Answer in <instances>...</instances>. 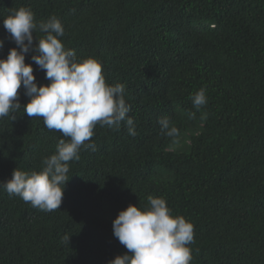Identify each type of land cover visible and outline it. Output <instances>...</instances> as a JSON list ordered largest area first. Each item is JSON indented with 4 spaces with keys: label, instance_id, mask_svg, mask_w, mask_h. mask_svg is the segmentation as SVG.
<instances>
[{
    "label": "trees",
    "instance_id": "trees-1",
    "mask_svg": "<svg viewBox=\"0 0 264 264\" xmlns=\"http://www.w3.org/2000/svg\"><path fill=\"white\" fill-rule=\"evenodd\" d=\"M21 6L37 23L56 16L65 48L125 85L137 134L125 122L97 125L95 150L69 162L55 211L0 187V264H108L127 252L113 220L149 195L193 224L190 264H264V0H0V58L17 47L3 19ZM34 54L25 63L47 84ZM200 88L208 102L197 111L191 95ZM18 91L21 109L0 118V183L16 167L42 170L66 139L23 113L29 98ZM165 116L179 146L161 131Z\"/></svg>",
    "mask_w": 264,
    "mask_h": 264
},
{
    "label": "clouds",
    "instance_id": "clouds-1",
    "mask_svg": "<svg viewBox=\"0 0 264 264\" xmlns=\"http://www.w3.org/2000/svg\"><path fill=\"white\" fill-rule=\"evenodd\" d=\"M3 26L17 47L0 58V118L21 109L19 89L29 98L23 104L28 117H40L49 131H59L54 154L43 159L42 170L15 168L11 179L0 183L9 196H19L33 208L51 212L60 209L63 189L69 180V162L79 160L81 148L95 150L94 129L114 127L121 122L135 136L131 106L125 101V85L106 82L102 64L94 57L78 58L73 49L65 48L59 37L65 30L56 16L37 23L28 7L10 8ZM44 35L33 43L34 32ZM4 41L0 39V47ZM34 49L32 60L46 73L47 84L37 85L31 64L25 54ZM199 111L207 104L206 89L191 95ZM190 112L189 117L195 118ZM206 115V114H203ZM203 118V117H202ZM15 120L16 116L11 115ZM163 134L180 145V132L168 117L158 118ZM113 234L127 252L108 264H190V244L194 243V226L182 215H173L162 197L149 195L144 205L129 204L113 220ZM69 241V235L65 236Z\"/></svg>",
    "mask_w": 264,
    "mask_h": 264
}]
</instances>
